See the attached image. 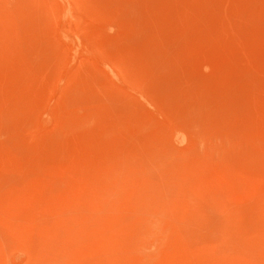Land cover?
Instances as JSON below:
<instances>
[{
  "label": "rangeland",
  "instance_id": "obj_1",
  "mask_svg": "<svg viewBox=\"0 0 264 264\" xmlns=\"http://www.w3.org/2000/svg\"><path fill=\"white\" fill-rule=\"evenodd\" d=\"M0 264H264V0H0Z\"/></svg>",
  "mask_w": 264,
  "mask_h": 264
}]
</instances>
